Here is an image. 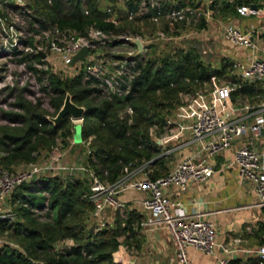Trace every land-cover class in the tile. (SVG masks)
<instances>
[{"label": "trees", "instance_id": "16d2710c", "mask_svg": "<svg viewBox=\"0 0 264 264\" xmlns=\"http://www.w3.org/2000/svg\"><path fill=\"white\" fill-rule=\"evenodd\" d=\"M26 1L34 12L32 20L40 27L66 29L78 35L92 25L117 35L124 24L115 26L106 21L107 14L98 8V0H86L84 11L80 0H66L64 12L61 0ZM105 1L115 4V0ZM223 3L237 14L234 7L241 2ZM19 61H28L27 69L45 74L46 85L41 90L49 95L51 116L56 114L66 94L73 104L84 109L80 138L88 142L86 163L106 183L117 180L124 168L132 170L145 161H149L143 168L148 178L164 175L167 159L159 155L151 133L158 137L168 114L181 103L182 95L208 90L210 77L227 74L226 68L232 65L224 61L213 67L193 48H177L168 54L140 60L126 92L109 91L97 98L100 91L95 81H82L80 73L64 80L31 66L32 61L39 63L37 55L25 54ZM231 80L238 82L232 76ZM253 90V85L247 83L238 89L247 98ZM15 105L20 112L8 111L3 115L8 122L18 125L0 126V168L6 170L35 162L40 152L49 151L55 145L57 136L63 142L73 131L68 115L53 124L38 105L20 99ZM87 189L85 177L60 178L50 174L16 185L7 199L11 216L0 219V235L7 238L0 245V264H125L121 259L123 248H138L136 235L141 215L134 209L125 208L122 216L113 211L109 224L94 229L89 218L91 204L83 197ZM42 208L46 209L45 218L39 219L32 210ZM260 209L264 218V208ZM256 227V234L262 235L264 219ZM67 241L70 244L55 248L56 244ZM263 242L264 234L258 238L259 244Z\"/></svg>", "mask_w": 264, "mask_h": 264}, {"label": "built area", "instance_id": "2783aa9c", "mask_svg": "<svg viewBox=\"0 0 264 264\" xmlns=\"http://www.w3.org/2000/svg\"><path fill=\"white\" fill-rule=\"evenodd\" d=\"M15 1L18 3L13 7L9 0H0V55H37L39 63L50 55L61 64L68 65L72 56L81 47H85V54L76 61V71L81 74V80L95 81V87L100 92L127 91V83L136 73L139 56L144 50L143 41L136 33L114 35L89 25L83 34L77 35L66 29L40 27L33 21L29 26L30 36H27L28 29L21 31L16 25L17 14L23 10L20 0ZM203 1L210 4L213 0ZM117 2L125 7V0ZM234 10L240 16L264 15V8H251L247 4L236 5ZM124 12L129 19L144 18L154 21L164 18L169 30L178 22L196 27L201 18L207 22L210 17L208 11L202 12L198 6L189 3L167 6L166 0H140ZM104 13L107 14L106 21L113 25L118 23L110 7H106ZM156 37L167 38L160 30L156 31ZM220 37L232 47L244 48L248 53L243 58L235 59L232 64L230 73L238 82L227 79L215 85V77L212 76L208 90L181 96V103L174 109L173 117L188 130L189 142L195 146L191 155L176 160L164 175L154 179L148 178L145 172L140 177H134L149 162L145 161L132 170L124 168L117 180L106 183L93 173L87 163H68L62 159L63 153L51 151L43 160L27 163L20 171L0 168V202L8 199L16 185L42 174L60 178L83 175L88 183L83 197L91 204L89 218L94 229L109 224L110 221L105 217L106 210L117 211L122 216L125 205L117 195L130 188L143 193L139 203L142 212L139 228L149 229L157 224L163 225L175 250L176 264H192L186 253L187 247L211 254L216 245L213 223L203 217L204 213L185 214L178 201L164 194L165 186L176 185L183 189L188 184L204 182L214 172L209 159L229 149L232 154L231 164L237 177L249 185L255 198L253 205L264 208V30L243 31L231 23H225L221 27ZM134 39L141 43L139 53L131 42ZM113 40L114 43L126 45L129 50L115 55L96 52L98 47L108 43L110 45ZM242 83L253 85L254 90L249 98L238 91ZM121 85L124 89L120 88ZM126 112L129 113L130 110L126 109ZM81 119L69 118L74 124L80 123ZM167 122L169 123L168 119ZM159 140L161 143L160 138ZM45 210L33 209L32 212L36 215ZM10 216L11 213L4 210L0 219ZM233 241L236 242L237 239ZM6 242L0 240V245ZM8 244L12 246L11 243ZM65 244L70 242H60L55 248L61 249ZM224 250L228 252L240 249L227 246ZM243 253L252 256L254 264H264V242L255 248L243 250ZM217 263L229 264V259L222 258Z\"/></svg>", "mask_w": 264, "mask_h": 264}, {"label": "crops", "instance_id": "0c3cea01", "mask_svg": "<svg viewBox=\"0 0 264 264\" xmlns=\"http://www.w3.org/2000/svg\"><path fill=\"white\" fill-rule=\"evenodd\" d=\"M101 1L103 0H98V5ZM139 1L125 0V7L117 5V3L113 7L106 1L100 10L104 12L106 7H111L112 13L115 14V11L120 9L125 14V9L138 4ZM233 1L213 0L210 4H206L203 0H166V5L182 6L189 3L192 6H198L202 12L208 11L210 14L208 22L211 23L212 35L224 24L217 26L219 18H223L225 22L231 23L243 31L264 30V15L240 16L235 14L228 7H224L223 3ZM239 1L240 4H254L257 8H264V0ZM208 22H204L201 18V26H198L200 28L198 30H202L203 25ZM247 53L246 49L238 48L239 58H243ZM173 113L168 118V121H171L173 125L169 126L167 122L158 135L161 143H155L158 146L159 155H164L167 159V170L176 160L191 155L195 148L194 144L189 142L187 128L182 122L174 119ZM153 136L155 134L151 133V137ZM231 158L232 154L229 149L210 158L209 162L212 163L214 172L204 182L191 183L183 189L176 185H168L163 188V192L168 198L179 202L185 214L204 213L203 217L214 225L216 245L211 254H204L191 247L186 248L187 256L192 264H218V260L222 258L229 259V264H231L230 260H235V263L232 264H254L253 257L243 253V250L255 248L259 244L258 238L264 233L256 234V223L263 221L264 218L261 209L253 205L255 198L249 185L237 177L236 170L231 164ZM143 174L144 171H141L134 177H140ZM117 196L124 203L126 209H134L138 214H142L139 203L143 193L127 188L120 191ZM137 234L138 248H123L121 259L125 264H176L175 250L163 225L157 224L149 229L139 228ZM233 239H237V241L235 242ZM227 246L240 250L227 252L224 250Z\"/></svg>", "mask_w": 264, "mask_h": 264}, {"label": "rangeland", "instance_id": "374dc122", "mask_svg": "<svg viewBox=\"0 0 264 264\" xmlns=\"http://www.w3.org/2000/svg\"><path fill=\"white\" fill-rule=\"evenodd\" d=\"M9 1L10 3H12L13 7L15 3H18L15 0ZM61 1L63 3L62 12H64L67 9L66 0ZM80 1L81 10L84 11L86 0ZM117 1L118 0H115V3L119 5ZM20 2L22 4L21 10L23 11L22 13L18 12L16 17V25L18 28H20L21 31L28 29L27 36H30L29 26L33 22L32 16H34V12L28 6L26 0H20ZM105 3V0L101 1L98 5V8H103ZM113 6H115V4ZM115 12V16L118 19V23L115 26L124 23L123 27L119 30V33L127 34L134 32L142 39L144 44V50L142 51L143 53L139 56L140 60H144L151 55L160 56L163 54H168L173 52L177 48H193L199 54L202 60L210 63V65L213 67H218L220 62L224 61L233 64L234 60L239 58L237 55L238 48L232 47L226 41L221 39L220 30L222 26H220L218 30H216L214 35H212L213 33L211 34V23L208 22L210 18L207 21L208 23H206V25H203L202 30H198L200 29L199 27L201 26V23H199L200 25L198 24L196 28L192 25H185L181 22L175 23L173 29L169 30L167 20H165L164 18H158L154 21H150L144 18L129 19L120 9ZM217 22V26L222 25L223 23H227L225 22V20H223V18H219ZM159 30L162 31L167 38L162 39L156 37V31ZM31 32L35 33L33 31ZM108 44L106 46L102 45L98 47L96 49V52L103 55H115L124 53L126 50H129L126 45H121L117 43H113L110 45ZM21 55L22 54L18 53L11 54L8 56L0 55V126L18 125V123L8 122V120L3 115V112L21 111L15 105L18 99L27 101L30 104L38 105L39 108L46 112V119L53 123L54 116H51L52 107L49 103V95L45 91L41 90L42 86L46 85L45 74L40 75L38 72H32L31 70L27 69L26 64L28 63V61H19ZM49 56L45 61H42L40 63L32 61L31 66L38 70H45V72L53 73L64 80L71 78L77 73L76 69L78 66V62H70L68 65H64L61 64L55 57ZM226 69L227 74L218 77L216 76L213 79L215 85L221 84L227 79L231 80L232 74L230 73V70L233 69V65H229ZM37 76H39V78H37ZM105 95L106 93L103 91L96 95V97H103ZM173 111L174 110H172L168 114L167 119L170 118V114L173 113ZM71 124L74 125V123ZM172 125L173 123L169 121V126ZM72 132L70 136H67L63 139V142L65 143H63L60 137L57 136L55 138V145L49 151L40 152L37 156L36 161L39 162L43 160V158L49 155L51 151H55L57 153H63L62 159H64V161L68 163L85 164L88 142L81 141L79 143H72ZM25 165L26 164L15 165L12 167V170L20 171L24 169ZM79 177L83 178L84 176L80 175ZM4 210L6 211V213H11V206L7 200L0 202V214L4 213ZM36 216L39 219L45 218V215L42 212H38ZM112 216L113 212L111 210L105 211V217L108 221H111ZM0 240L6 241L7 238L4 235H0Z\"/></svg>", "mask_w": 264, "mask_h": 264}, {"label": "water", "instance_id": "95a60500", "mask_svg": "<svg viewBox=\"0 0 264 264\" xmlns=\"http://www.w3.org/2000/svg\"><path fill=\"white\" fill-rule=\"evenodd\" d=\"M251 8H255L254 4H250ZM136 49H137V53H139L142 49L141 43L138 39H134L131 41ZM85 47H81L79 49L78 52H76L72 58H71V63L79 60L84 54H85ZM84 109L81 106H77L75 104H73L70 101L69 96L66 94L62 104L60 106V108L58 109V111L56 112V114L54 115L53 118V124H58L62 118V116L64 115H68L70 118L74 119V120H78L80 118H82V114H83ZM80 123H75L73 125V132H72V141L73 143H79L81 141L80 138ZM152 140L156 143V144H160V140L157 137H152ZM131 263V261H130Z\"/></svg>", "mask_w": 264, "mask_h": 264}]
</instances>
